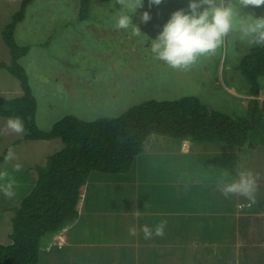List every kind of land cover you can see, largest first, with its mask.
Listing matches in <instances>:
<instances>
[{
  "label": "rangeland",
  "instance_id": "obj_1",
  "mask_svg": "<svg viewBox=\"0 0 264 264\" xmlns=\"http://www.w3.org/2000/svg\"><path fill=\"white\" fill-rule=\"evenodd\" d=\"M22 1L0 0V62L10 64L3 36L13 18L23 11L15 39L19 46H30L19 62L37 100L36 123L42 131L51 130L66 115L85 121L116 118L146 101L189 96L234 123L249 115L254 119L244 146L191 141L185 151L184 141L155 134L148 138L129 172L93 173L87 198L92 199L89 206L97 209L84 212L83 220L86 225L96 220L110 224L98 234L106 233L116 240L118 252L103 251L95 259L96 252L74 241L75 254L47 260L46 264H212L209 256L214 254L213 263L216 255H227L229 261L221 264H264V217L258 216L264 208L258 205L264 204V175L257 182L251 208L247 198L225 196L219 190L222 184L238 179L239 172L260 169L251 163L254 147L260 146L258 154L264 164V113L252 114L264 108V59L258 58V64L254 60L256 54L264 58V46L250 45L233 31L215 54L201 57L187 70H174L155 58L151 41L173 12L188 11L189 0H162L159 5L143 0L135 13L128 11L132 23L140 28V36L133 35L131 27L116 28L122 7L117 0H90L87 14L81 0H34L25 7ZM144 12L151 17L146 23L140 20ZM244 12L264 16V6ZM21 94L16 77L0 68V96L10 99ZM7 120L0 118V173H8L0 185L13 183L15 195L8 198L0 191L2 243L9 241L11 208L26 196L36 179V166L43 165L62 146L59 139L23 140L25 132H12ZM10 147L14 158L6 160ZM84 200L85 194L82 203ZM165 212L161 219L166 222L164 236L145 239L142 227L147 224L154 229ZM133 227L135 236L129 234ZM190 229L196 239L205 238L210 243L205 255L193 258L188 248L173 241L177 231L190 235ZM60 232L65 233V229Z\"/></svg>",
  "mask_w": 264,
  "mask_h": 264
},
{
  "label": "trees",
  "instance_id": "obj_2",
  "mask_svg": "<svg viewBox=\"0 0 264 264\" xmlns=\"http://www.w3.org/2000/svg\"><path fill=\"white\" fill-rule=\"evenodd\" d=\"M32 1L23 0L22 4L25 7ZM90 5V0H81L82 11L86 14ZM22 14L23 11L13 18L3 36L10 53V64L0 62V68L19 81L22 94L10 99L0 96V118L20 117L25 127L23 140L59 139L62 146L48 156L43 165L36 166V179L26 196L11 208V232L7 243L0 242V264H46L47 260L52 261L46 252L47 242L75 222L82 223L79 221L81 188L93 173L129 172L152 135L189 142L224 141L237 147L248 141L247 131L254 126L251 115L245 121L234 123L193 96L172 101H146L116 118L85 121L66 115L51 130L42 131L36 123L37 100L19 62L30 46H19L15 39V27ZM258 58L264 59L256 54L257 64ZM259 113H264V108L252 112L254 115ZM55 248L61 258L73 253V249L64 245Z\"/></svg>",
  "mask_w": 264,
  "mask_h": 264
},
{
  "label": "clouds",
  "instance_id": "obj_3",
  "mask_svg": "<svg viewBox=\"0 0 264 264\" xmlns=\"http://www.w3.org/2000/svg\"><path fill=\"white\" fill-rule=\"evenodd\" d=\"M162 0H149L150 5H159ZM122 7L116 17V28H132V34L140 36V28L132 23V15L143 6V0H117ZM264 6V0H189L188 11L177 10L171 14L164 24L162 31L155 40L151 41V52L157 60L165 62L174 70H187L197 63L201 57L215 54L222 45L224 38L233 31H238L242 40L250 45L264 46V16L256 17L245 13L244 10ZM151 19L144 12L140 20L146 23ZM7 128L16 134H23L25 127L20 117L8 118ZM14 158V151L8 149L6 160ZM20 166H16V171ZM8 173H0V180ZM257 179L252 172L241 171L238 179L231 183L222 184L220 191L225 195H240L255 203ZM0 191L8 198L15 195L13 183L0 185ZM165 221L154 227L145 224L142 231L145 239L164 236ZM62 236L57 233L55 236ZM129 234L136 235V229L130 228ZM54 236V237H55ZM63 243V241H62Z\"/></svg>",
  "mask_w": 264,
  "mask_h": 264
},
{
  "label": "crops",
  "instance_id": "obj_4",
  "mask_svg": "<svg viewBox=\"0 0 264 264\" xmlns=\"http://www.w3.org/2000/svg\"><path fill=\"white\" fill-rule=\"evenodd\" d=\"M184 144L186 145L184 147V150L186 151L187 147H189L191 145V142H189V140H185ZM255 150L254 153V158L251 161V163L254 162V164L256 166H259L260 169L255 171L253 174L255 176L258 177L257 182L260 181V177H262L264 175V164L262 162V156L258 154V150L260 149V146L254 147L253 148ZM258 156V157H256ZM90 180V179H89ZM89 180L87 181V183L81 188L82 190V195L85 194V200L83 201V203L80 205V209H81V219L79 221H82L81 224H76L77 222H75V224L70 225L68 229H65V233L63 234V238L61 239V241H63L62 245H64V247H70L71 249H73V254H75V250H74V241H76L80 247H82L83 249H89L91 252H96L95 254V259L98 253H102L103 251L110 253L112 255H114L115 252H118L119 247H118V243L116 240H111L110 237L107 236L106 233H103V235L101 237H99L98 231L106 226L111 227L110 224H107L106 221L103 220H96L91 224L86 225L84 223L83 220V213L84 212H90V211H95L97 208L96 207H91L89 206V203L92 204V199H88L87 198V189L89 186ZM263 184V183H262ZM250 204H248V206L251 208L252 206H254V204L249 201ZM261 207H264V204H258ZM104 212H108L106 210H103ZM167 214V212L165 213H161L160 215V219L158 220L159 223L161 222V219H163L165 217V215ZM117 218L119 217L118 215H115ZM258 216H263L264 217V208H262V211L259 212ZM167 219V218H166ZM165 221V220H163ZM175 221V219H171V222L173 223ZM178 221H182L181 218L178 219ZM186 223V222H185ZM114 225H117V223H115ZM75 228H77V230H75ZM184 230H187V226L183 227ZM75 230V231H74ZM183 230H179L175 233V235L173 236V241H176L178 244H182L184 246V248H188L194 255L192 256L193 258H197V255H199L200 253H203V255H205L207 249L210 246V243L205 240V238H199L196 239V237L194 236L192 229H190L191 234L189 235L186 231H184L183 235H180V233ZM61 236V235H60ZM116 241V242H115ZM191 242V243H190ZM52 244V246L50 248L49 244ZM54 243V236L51 238V240H49L47 242V248H46V252L51 255L52 257V261H56L57 259H59L60 257L56 256L57 254V249L55 248L56 246L53 245ZM98 246V247H96ZM217 251H219V246L216 247ZM218 254V253H217ZM215 256H209V259L211 260L212 264H221L222 262H224L225 260L230 259L229 256L227 255H216V263H213L212 261V257ZM199 258V257H198ZM98 260V259H97ZM111 260V258L109 259ZM99 261H104L99 259ZM111 261H108V264H110Z\"/></svg>",
  "mask_w": 264,
  "mask_h": 264
},
{
  "label": "built area",
  "instance_id": "obj_5",
  "mask_svg": "<svg viewBox=\"0 0 264 264\" xmlns=\"http://www.w3.org/2000/svg\"><path fill=\"white\" fill-rule=\"evenodd\" d=\"M61 239H62V236H55L54 237V243H53V245H55V246H57V245L58 246H61L62 245ZM51 246H52V244L50 243L48 248H50Z\"/></svg>",
  "mask_w": 264,
  "mask_h": 264
}]
</instances>
